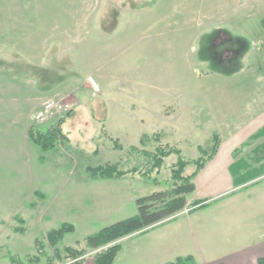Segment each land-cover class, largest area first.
Returning <instances> with one entry per match:
<instances>
[{
    "label": "rangeland",
    "instance_id": "1",
    "mask_svg": "<svg viewBox=\"0 0 264 264\" xmlns=\"http://www.w3.org/2000/svg\"><path fill=\"white\" fill-rule=\"evenodd\" d=\"M255 73L264 76V0H0V264H93L105 248L87 250V237L171 188L177 157L147 179L142 153L177 149L182 175L192 174L214 136L218 148L251 128L263 94L236 105L216 93L263 89L264 78L240 80ZM48 101L71 112L37 126ZM30 127H59L68 142L40 152ZM257 139L238 151L254 155L251 166ZM104 165L127 173H86ZM198 203L188 195L184 209ZM64 224L73 232L50 246L47 234ZM150 237L118 241L115 264L137 260ZM67 248L85 255L73 260Z\"/></svg>",
    "mask_w": 264,
    "mask_h": 264
},
{
    "label": "crops",
    "instance_id": "2",
    "mask_svg": "<svg viewBox=\"0 0 264 264\" xmlns=\"http://www.w3.org/2000/svg\"><path fill=\"white\" fill-rule=\"evenodd\" d=\"M255 74L240 80L248 79L253 84L255 78H264ZM58 83L63 86L65 81ZM260 93L264 97V88L253 93L220 91L216 96L232 97L236 99L234 104L240 105L242 99ZM260 102V108L250 116L252 126L248 132H234L239 138L237 142L220 139L216 152L197 172L193 180L195 190L189 197L199 201L198 205L187 208L186 215L122 241L124 244L144 235L151 236L140 249L137 260L131 255V264H137L138 260L139 264H168L178 257H192L196 264H264V156L256 155L254 160L261 158L260 162L253 161L255 164L251 166L249 161L254 155L238 153L252 136L264 130V100ZM238 124L234 123L233 129H245ZM257 141L258 146L264 144V136Z\"/></svg>",
    "mask_w": 264,
    "mask_h": 264
},
{
    "label": "trees",
    "instance_id": "3",
    "mask_svg": "<svg viewBox=\"0 0 264 264\" xmlns=\"http://www.w3.org/2000/svg\"><path fill=\"white\" fill-rule=\"evenodd\" d=\"M264 136V130L258 131L251 139ZM27 138L32 145L37 147L40 152L46 153L55 148L58 139H62L68 142L65 135H63L59 127L55 132L51 131L43 134L36 129L30 127L27 131ZM213 149L210 154H205L203 151L201 155L205 158L199 159L195 163V171L189 176H183L182 172L184 167L188 164L181 158L179 150L174 148H158L153 154L142 153L149 160V169L147 170L145 178H149L151 172L159 170L163 164L164 159L175 155L177 161L173 166L171 173L172 185L170 190L166 192L153 193L147 197L139 198L136 200V214L128 219L118 221L101 229L96 234L89 236L85 239L86 249L89 251H97L100 248H105L104 251L97 253L94 256V264H113L116 255L120 251V247L117 244L118 241L143 234L157 226H160L166 222L172 220L177 214L182 212L186 207V196L191 195L195 188L193 180L197 172L202 169L204 164L211 159L215 153L218 145V137L214 136ZM254 154L261 157L264 156V144L260 145ZM261 158H257L254 162H260ZM232 176L234 174L233 167L231 169ZM130 172L136 173L137 170L133 168ZM86 173L92 179L108 180L112 178H122L127 172L120 171L115 165H104L93 169H87ZM148 174V175H147ZM144 176V173H143ZM235 183V175L233 176ZM241 180H244L242 177ZM198 205V204H197ZM21 223L22 221L19 220ZM73 232L71 225L64 224L59 229L51 231L47 234L46 239L50 246H55L60 242L63 237ZM15 233H22V230L17 229ZM66 252L76 260L85 255L83 251H74L72 249H66ZM15 263V262H14ZM79 264V263H76ZM169 264H196L192 257L178 258L174 262Z\"/></svg>",
    "mask_w": 264,
    "mask_h": 264
},
{
    "label": "built area",
    "instance_id": "4",
    "mask_svg": "<svg viewBox=\"0 0 264 264\" xmlns=\"http://www.w3.org/2000/svg\"><path fill=\"white\" fill-rule=\"evenodd\" d=\"M90 84L92 87L97 90L95 83L89 79ZM71 112V108L69 105L61 102L55 101H48L43 104V106L39 109L34 117V122L38 125H44L49 120L54 117H65ZM187 210L183 211L182 213L187 214Z\"/></svg>",
    "mask_w": 264,
    "mask_h": 264
}]
</instances>
